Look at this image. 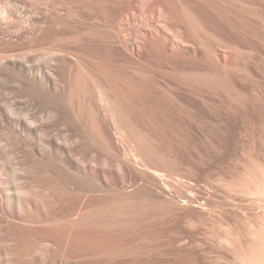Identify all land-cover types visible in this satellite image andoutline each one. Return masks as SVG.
<instances>
[{"label":"rangeland","instance_id":"rangeland-1","mask_svg":"<svg viewBox=\"0 0 264 264\" xmlns=\"http://www.w3.org/2000/svg\"><path fill=\"white\" fill-rule=\"evenodd\" d=\"M48 70L52 74H46ZM62 70H71V74L66 72L67 77L72 75L71 81ZM16 73L28 77L22 82H27V87L22 85L28 90L32 85L31 91L40 86L46 89L41 94L45 99L50 93L57 98L68 93L63 97L69 100L77 90L76 97L71 96L75 99L70 97L69 111L75 107L71 112L76 111V118L81 119L74 120L83 122L80 130L69 129L73 135L65 139L67 143L61 132L54 131L66 147L61 143L62 149L54 148L52 160L59 164L55 162L54 168L62 167L60 155L72 150L77 163H67L73 172L71 177L67 174L71 178L67 182L79 190L64 194L61 201L56 199L46 212L50 219L43 218L46 223L32 217L28 220V213L18 208L16 182L40 195L36 194L40 198H36L37 205H46L50 199L33 182L36 169L24 163L15 143L5 136V116L0 113V200H4L0 201V264H214L228 253L223 242L238 239L244 229H252L244 234L255 241L256 231L263 228L262 219L254 218L260 221L259 228L253 218L236 213L246 201L243 179L249 173L259 174L256 164L264 163V0H0V99L9 87L18 89L14 94L25 95L26 88L20 84L23 92L15 85L23 81ZM49 74L58 75L50 78ZM61 75V79L63 75L71 83L80 79L85 85L78 80V85L69 82L70 92L68 81H59ZM49 79L57 82L49 84ZM75 86L83 90L86 86L85 92ZM97 86L116 92L112 94L116 102L120 100L116 107L120 109H115V116L104 111L102 90ZM68 116L67 120L75 117L74 113ZM81 128L103 135L94 136ZM78 131L84 132V141L93 139L95 150L88 149L85 155L78 150V154L77 147H72L80 137ZM122 132H127L126 137ZM128 138H133V145ZM138 144L143 146L142 156L133 150ZM118 156L124 161L136 156L138 165L124 169ZM141 157L150 158L148 164L153 168L144 166ZM76 170L80 175H74ZM154 171L161 172L157 175L162 180L155 178ZM91 172L97 180L91 179ZM83 188L85 194L79 192ZM188 194L196 201L189 209L182 204L185 197H191ZM124 200L137 208L134 216L129 212L131 218L120 215L113 219L114 224V220L118 222L116 227L112 222L114 229L108 223L111 219L107 222L99 213L96 216L97 210ZM196 204L210 213L201 214ZM82 212H93L90 217L99 218L100 226L94 229L99 224L96 217L98 224L94 218L85 219L88 223L84 220L87 229L83 225L78 231V225L71 226L75 219L82 222ZM24 219L35 226L27 227ZM90 220L95 222L93 228L88 227ZM106 222L111 230L105 228ZM195 223L200 225L196 229ZM234 263V259L230 261Z\"/></svg>","mask_w":264,"mask_h":264},{"label":"bare ground","instance_id":"bare-ground-1","mask_svg":"<svg viewBox=\"0 0 264 264\" xmlns=\"http://www.w3.org/2000/svg\"><path fill=\"white\" fill-rule=\"evenodd\" d=\"M140 44V43H139ZM138 44V45H139ZM147 44V43H146ZM151 46V45H150ZM153 46V45H152ZM138 47V46H137ZM140 49V48H139ZM138 51V50H137ZM11 61H12V59H11ZM14 61V60H13ZM67 63V62H66ZM66 63L64 62V64H65V66L67 67V65H70L69 63L66 65ZM65 66L63 67V68H65ZM67 68H69V67H67ZM71 68V67H70ZM50 70V69H49ZM49 70L48 71H46V74H47V72H49ZM65 70H67V69H65ZM62 71H64V70H62ZM67 72V71H66ZM65 71H64V75L66 76H64L63 75V79H61L62 78V75H61V77H58V78H60L61 80H59V81H65L67 78H69L70 76H72V75H70L69 77H67V73H69V72H71V70H69L67 73H66ZM20 73V72H19ZM19 73H16L15 74V76H22V78L21 79H23V77L25 76H23L22 74L21 75H17V74H19ZM38 73V72H37ZM49 73H51V72H49ZM53 73H55V71L53 72ZM59 74H60V72H58ZM24 74V73H23ZM30 74H32V73H30ZM40 74H43V73H41L40 72ZM45 74V73H44ZM52 74V73H51ZM51 74H49V75H51ZM63 74V73H62ZM67 74V75H66ZM69 74H71V73H69ZM39 75V74H38ZM55 75H58V74H55ZM55 75H51L52 77H50V78H53V77H55ZM26 76H27V74H26ZM28 76L30 77V75H29V73H28ZM40 76V75H39ZM43 76V75H42ZM42 76H40V77H42ZM31 77H33V75L31 76ZM35 77H36V73H35ZM46 77V76H45ZM48 77V76H47ZM66 79H65V78ZM25 78H28V77H25ZM25 78L23 79V81H21L20 79H19V81H21V82H18L17 81V78H16V81H17V83H15V85H17L18 84V86H16V87H19L20 86V84L22 85L23 83L22 82H24V80H25ZM34 78V77H33ZM42 78H44V77H42ZM41 78V79H42ZM58 78H57V80H58ZM14 79H15V77H14ZM40 79V78H39ZM54 79H56V78H54ZM54 79H49V81H50V83L49 84H53V83H55V82H57V80L56 81H54ZM32 81H35L36 80V78L35 79H31ZM69 80H70V78H69ZM72 80V79H71ZM70 80V81H71ZM78 80V79H77ZM77 80H75V82L77 81ZM80 80V79H79ZM77 81V82H79L78 84L79 85H85V84H80L81 82L80 81ZM42 81V80H41ZM40 81V82H41ZM44 81V80H43ZM42 81V82H43ZM62 81V82H63ZM66 81H68V80H66ZM70 81H68V83L70 82ZM26 82V81H25ZM30 82V81H29ZM28 82V83H29ZM40 82H39V84H40ZM41 82V83H42ZM74 81L71 83L72 85L75 83ZM77 82H76V84H77ZM83 83H84V81H82ZM27 83V82H26ZM26 83H24V84H26ZM34 83V82H33ZM45 83V82H44ZM67 84V86L69 87V89H70V92H72L71 91V88H70V85L71 84ZM111 83V82H110ZM23 84V85H24ZM29 84H31L32 85V83H29ZM36 84H38V82L36 83ZM48 84V85H49ZM76 84H74V85H76ZM77 84V85H78ZM12 85H14V84H12ZM11 85V86H12ZM22 85V86H23ZM40 85H42V84H40ZM46 85V84H45ZM45 85H43V86H45ZM47 85V86H48ZM56 85V84H55ZM59 84H57V86H58ZM66 85V84H65ZM110 85V84H109ZM114 85V84H113ZM20 86L21 87V90H22V88L23 87H25V86ZM28 85L26 84V87H27ZM33 86V85H32ZM31 86V87H32ZM35 86V85H34ZM81 86H78V87H80L79 89H81ZM100 86V85H99ZM102 86V85H101ZM116 86V85H115ZM14 87V86H13ZM19 87V88H20ZM25 87V88H26ZM30 87V86H29ZM28 87V88H29ZM29 88L30 90H28L27 88V90L25 89V88H23V89H25V95H23L21 92H20V95H18V94H14L15 93V90H17L18 91V89L17 88H15V89H11L10 87L8 88V90L9 91H6V96H5V98H3V97H1L2 99H0V113L1 114H3L4 116H5V123H6V132L4 133L5 134V136L7 137V138H9V139H11L14 143H15V145H16V152L17 153H21V157L23 158H25V161H24V163H28L29 165H27L28 167H30V165H31V169L32 168H34L33 169V171H35V169H36V171H37V176L35 177V180L33 181L34 183H37L38 185H39V187H40V189H41V192L43 193L42 195H45L46 196V198L47 199H52L51 201L49 200V203L47 202V204L45 205V203H44V205L43 206H41V204H39V205H37L38 203H37V201H36V198H37V200H38V198L40 197V195H38V193H36V192H34L33 190H31V189H29V188H24L23 186H21V184H20V182H18V184H17V182H16V184L15 185H17V188L16 189H14V191H15V195L17 196V200H18V204H19V209H21V210H24V211H26L25 212V214L26 213H28L27 215L28 216H30L29 218H28V220H30V218L31 219H36V222H43V220H45L46 218H48V219H50L49 217L50 216H48V214H46V212H48L49 211V208H51L52 207V204H54V202H57L58 200L59 201H61L63 198H64V194L65 195H67V193H69L70 194V191H71V193H73L74 191H75V189L76 190H79L78 189V187H76V185H75V187L74 186H69V184L71 183L72 184V182H70V183H68L67 181L69 180V179H71V178H69V176H67V174H70V177H71V175H73L72 173L73 172H70L71 170H69V168H67V163L69 164H76L77 163V159H75L74 158V156H73V154H72V150H66L63 154L64 155H60V157H59V162H60V166H62V167H59L58 165V162L57 161H53L52 160V158L53 157H55L56 156V154H54L55 152V150H54V148L56 149V147H57V149L59 150V149H62L61 147V143H62V145L63 146H65L66 147V144L64 145L63 143L65 142V143H67V140H65L66 138H68V137H70V136H72L73 134H71V133H73V132H71V131H69V129L71 128V127H77V130H80L79 128L81 127V126H79V124L80 123H82V122H80L79 124H78V122L80 121V119L79 120H77V121H75L77 118H76V111L74 112H71L72 110H75V107L74 108H72V106H71V108H72V110L71 111H69V109H70V106L68 105L69 104V102H70V104H73L72 103V101H69L71 98V100H74L75 98L74 97H71L72 95L73 96H75L76 94L74 93V91H77V90H74L72 93L73 94H71V96H68L69 98V100H67V99H65L66 98V96L67 95H69L68 93L66 94V96H61V95H59V94H57V95H59V96H61V97H54L53 95L54 94H56V93H54V94H49V95H51L49 98L47 97V95H46V98H48V99H45V97L43 98L42 96H41V94H43V90H46V89H43L42 88V86H40L41 87V89L40 88H37L38 90L40 89V90H42V93L41 92H38V90L37 89H35V90H33V91H31V89L32 88H34V87H32V88ZM36 87V86H35ZM75 87H77V86H75ZM77 87V88H78ZM98 87V86H97ZM45 88V87H44ZM46 88H48V87H46ZM56 89H57V87H55ZM73 88V87H72ZM85 88H86V86L84 87V90L83 89H81V90H83L84 92H85ZM98 88H100V87H98ZM68 89V88H67ZM76 89V88H75ZM102 91H101V90ZM99 90L101 91V96H100V100H101V104H103L102 106H105L106 107V110H104V111H107V112H115V109L117 110V109H120V107L119 108H116V107H118L117 106V104L119 103V101H118V99H117V101L118 102H116V99L114 98L116 95H114V94H116V92L114 93V92H112V93H114V94H112V93H110V91H108L109 89H108V85H107V89H106V87L104 88H100ZM113 90H114V87L112 88ZM20 90V89H19ZM39 90V91H40ZM49 90V89H48ZM110 90H111V87H110ZM23 91V90H22ZM36 91V92H35ZM69 91V90H68ZM115 91V90H114ZM24 92V91H23ZM51 92H52V90H51ZM82 92V91H81ZM84 92H82V95L84 96L85 94H84ZM97 92H98V90H97ZM47 94V92H45L44 91V94ZM60 93V92H59ZM64 93V92H63ZM76 93H80L79 91L78 92H76ZM14 94V95H13ZM75 94V95H74ZM17 96V98H13L12 96ZM118 95V94H117ZM45 96V95H44ZM96 96H98V95H96ZM71 97V98H70ZM76 97V96H75ZM252 97V96H251ZM249 98V97H248ZM247 100V99H246ZM66 101H68V103L66 102ZM249 102V101H248ZM258 102V101H257ZM105 103V104H104ZM254 103V102H253ZM120 104H121V102H120ZM259 104V103H258ZM124 105V104H123ZM246 105H249V104H246ZM243 107H245V106H243ZM248 107V106H247ZM104 108V107H103ZM126 108V107H125ZM248 109V108H247ZM242 110V109H241ZM240 110V111H241ZM123 111V110H122ZM121 111V112H122ZM127 111V110H126ZM107 112H105V113H107ZM120 112V113H121ZM245 112V111H244ZM70 113V114H69ZM71 113H72V115H73V113H74V118H73V120H71L72 119V117H70V119L69 120H67L68 118H69V116L68 115H70L71 116ZM76 113V114H75ZM111 113V114H112ZM116 113V112H115ZM250 113H252V112H250ZM125 114H127V112L125 113ZM113 115H114V113H113ZM113 115H112V117H113ZM116 115V114H115ZM114 115V116H115ZM118 115H119V113H118ZM244 115V114H243ZM68 116V118L66 119V117ZM77 116H79V115H77ZM121 116V115H120ZM123 116V115H122ZM126 116V115H125ZM125 116L123 117V118H125ZM256 116V115H255ZM117 117V116H116ZM76 118V119H75ZM114 118V117H113ZM118 118H119V116H118ZM122 118V117H121ZM120 118V119H121ZM122 118V119H123ZM75 119V120H74ZM71 120V121H70ZM114 120H116V119H114ZM72 121H73V124H72ZM75 121V122H74ZM118 121H119V119H118ZM122 121H124V120H122ZM258 122V121H257ZM246 123H248V122H246ZM81 125V124H80ZM84 125V123L82 124V126ZM120 125V124H119ZM124 125V124H123ZM127 125V124H126ZM84 126H86V125H84ZM79 127V128H78ZM87 127V126H86ZM126 127V126H125ZM83 128V127H82ZM81 128V131H83L84 129H82ZM95 128V127H94ZM58 130L59 132H61L62 133V137L61 136H56L57 134L54 132L55 130ZM124 129V128H123ZM126 129V128H125ZM128 129H130V128H127L126 130L128 131ZM71 130V129H70ZM74 130H76V128H74ZM87 130V128L84 130V131H86ZM88 130H90L89 128H88ZM87 130V131H88ZM91 130H92V128H91ZM90 130V132H92V133H90V132H88V134L90 135V134H92V135H94L95 136V134L94 133H97V132H95L96 130H98L99 131V128L97 129V127H96V129H95V131H94V129L91 131ZM67 131H69L68 133H67ZM73 131V130H72ZM94 131V132H93ZM123 131V130H122ZM80 131H78V134L80 135V137H76L77 139H74L75 137H73V139L75 140H73L74 141V144L75 145H72V147L73 146H76L77 147V151L78 150H81L80 151V154H81V152L84 154L85 153V151H87V153L89 152V150L90 151H93V150H95L94 148H93V150H92V146L93 147H95L94 145L96 144H94V145H92V143H91V141H93V139L90 141V140H83L84 139V135H82V137H83V139H82V137H81V134H84V132H81V134L79 133ZM132 132V131H131ZM56 135H55V134ZM76 133H77V131H76ZM75 133V134H76ZM100 133H102L101 131L100 132H98L97 133V136H98V134H99V137L101 136V135H103V133L100 135ZM122 133H125V132H122ZM74 134V135H75ZM78 134H76V135H78ZM126 134H127V132L124 134L125 135V137H126ZM129 134H131V133H129ZM85 135H87V133H85ZM92 135H90V137L92 136ZM108 135V134H107ZM106 136V135H105ZM134 136V135H133ZM132 136V137H133ZM139 136V135H138ZM258 136V135H257ZM56 137H61L63 140H64V142H62L63 140L60 138H56ZM90 137H88L87 136V139H89ZM135 137H137V136H135ZM134 137V138H135ZM104 138V140H105V137H103ZM108 138V137H107ZM106 138V139H107ZM95 139H96V137H95ZM98 139V138H97ZM100 139V138H99ZM110 139V138H109ZM129 140L131 139V138H128ZM133 139V138H132ZM131 139V140H132ZM61 140V141H60ZM103 140V139H102ZM141 140V139H140ZM87 141V142H86ZM101 141V140H100ZM111 141H112V139H111ZM127 141V140H126ZM144 140H142V142H143ZM99 141L97 140V143H98ZM104 142V141H103ZM109 142V141H108ZM108 142H106V140H105V143H108ZM132 142H133V140L130 142L131 144L130 145H133L132 144ZM142 142H140V143H142ZM145 142V141H144ZM137 143H138V141H137ZM139 143V144H140ZM72 144H73V142H72ZM100 144V143H99ZM109 144V143H108ZM112 144H114V142L112 143ZM111 144V145H112ZM136 145V148H132L133 150H135L137 153H138V156L139 155H143L144 153V151H142L143 149V146L141 147L140 145ZM145 144H146V142H145ZM92 145V146H91ZM102 145V144H101ZM147 145V144H146ZM146 145H145V147H146ZM108 146V145H107ZM107 146L105 145V148H106V151L107 152H109L107 149ZM99 147H100V145H99ZM111 147H113L114 148V145H112ZM111 147H110V149L109 150H112L111 149ZM130 147H132V146H130ZM21 148L23 149V151L21 150ZM64 148V147H63ZM69 148V147H68ZM75 148V147H74ZM78 148H80V149H78ZM91 148V149H90ZM98 148V147H97ZM116 148H117V146H116ZM65 149V148H64ZM89 149V150H88ZM20 150V151H19ZM116 149H114V151H115ZM144 150H145V148H144ZM224 150V149H223ZM225 151V150H224ZM61 152V151H60ZM112 152H113V150H112ZM116 153H115V155L114 156H117V151H115ZM120 152V151H119ZM136 152H134L133 154H135ZM150 152V151H149ZM16 153V154H17ZM109 153H111V152H109ZM15 154V155H16ZM55 156H54V155ZM78 154H79V151H78ZM82 154V155H83ZM86 154V153H85ZM84 154V155H85ZM121 154V153H120ZM145 154H146V152H145ZM149 154V153H148ZM17 155H19V154H17ZM53 155V156H52ZM109 155V154H108ZM137 155V154H136ZM147 155V154H146ZM19 156V157H20ZM106 156H107V153H106ZM114 156H113V159H115L114 158ZM119 156H121V155H119ZM116 157V159H121L122 157ZM145 156V155H144ZM148 156V155H147ZM147 156H145V157H147ZM126 157V156H125ZM23 158V159H24ZM109 158H111L110 156H109ZM126 158H128V157H126ZM126 158H125V161H124V158H122L121 159V162H122V160L124 161L123 163H121L120 162V160L118 161V162H120L121 164H124L123 165V167L124 166H126V165H129V167L131 166L132 168H133V166H134V164L135 165H138V163H137V161H135V160H137V159H135V158H137L136 156L133 158V157H129L127 160H126ZM130 158H133V159H130ZM54 159V158H53ZM79 159H81V158H79ZM112 159V160H113ZM135 159V160H134ZM149 159V161H146L147 159L146 158H144L143 157V159H142V157H141V160L143 161V163H144V160H145V165L144 166H148L149 165V167H150V165L151 164H148V162H150V158H148ZM75 160H76V163H75ZM79 161V160H78ZM81 162L82 161H84L83 159L82 160H80ZM57 163L56 165L58 166V168H60V169H56L57 168V166L54 168V166L55 165H53L54 163ZM113 162H115V160H113ZM117 162V163H118ZM37 163H44V164H42V166H44V165H46L45 167H42L41 166V164H39V166H38V164ZM46 163V164H45ZM63 163H65L66 164V166H64L65 164H63ZM78 164H80V166L83 164L84 166H85V162L84 163H80V162H78ZM87 164V163H86ZM116 164V163H115ZM119 164V163H118ZM82 165V167H84ZM117 165V164H116ZM139 165H142L143 166V164H140L139 163ZM122 166V165H121ZM90 167V166H89ZM135 167V166H134ZM136 167H139V166H136ZM79 168H81V167H79ZM119 168H121L120 167V164H119ZM127 168V167H126ZM145 168V167H144ZM151 168H153V167H150L149 169H151ZM23 170H24V168H22ZM86 168H82V171H86L85 170ZM123 169V168H122ZM121 169V170H122ZM124 169H125V167H124ZM134 169H137V168H134ZM146 169V168H145ZM256 169H257V171H258V173L259 174H251V173H249V174H247L246 176H245V178L243 179V181L242 182H244V187L245 188H242V192H244L245 194H246V201H245V204H243L242 206L243 207H241V209L239 208V210H241L240 211V213L238 212V213H236L237 214V216H242V217H244V219H245V217H249V219H250V217H251V219L253 218H256V219H262V225H263V228L261 227V226H259V224L258 223H260V221L259 222H257L255 219V221L257 222V226L260 228H262V229H259V230H257L256 231V233H255V241L253 242V241H250V237H251V235H250V237H249V240L246 238L247 236H246V234H249V233H247V232H249L250 230H252V229H250V230H248L247 232L246 231H242L243 232V234H240L239 235V238L238 239H230L231 240V242L229 243H227V242H223L225 245H227V246H223V247H225V249H227L228 250V253H225L224 254V256L222 257V259H215L213 262H214V264H230V261L231 260H233L234 259V261H235V263L234 264H264V163H258V164H256ZM91 170V169H90ZM138 170H140V168L138 169ZM147 170H148V168H147ZM154 170V169H153ZM35 171V172H36ZM81 171V170H80ZM80 171H78V172H80ZM120 171V170H119ZM144 171V170H143ZM87 172V171H86ZM122 172V171H121ZM149 172H151L150 170H149ZM75 173H77V170H76V172H74V175H76ZM88 173H89V170H88ZM88 173H86V174H88ZM97 173V172H96ZM103 173V172H102ZM143 173V172H142ZM152 173V172H151ZM156 172L154 171V173L153 174H155ZM159 173V172H158ZM157 173V174H158ZM161 173V172H160ZM159 173V174H160ZM163 173V172H162ZM79 173H77V175H78ZM81 174H85V173H81ZM91 174L93 175V173L91 172ZM95 174V173H94ZM157 174H155V175H157ZM80 175V174H79ZM90 175V174H89ZM88 175V176H89ZM155 175H153V177L155 176ZM82 176V175H81ZM97 176V175H96ZM95 176V177H96ZM104 176H106L105 175V173H104ZM164 176V175H163ZM67 177L69 178V179H67ZM80 177V176H79ZM84 177V176H83ZM86 177V176H85ZM91 177V179L93 178V179H95V180H97L95 177H94V175L93 176H90ZM156 177H158L159 179H160V177L162 178V175H157V176H155V178ZM72 178H73V176H72ZM82 178V177H81ZM205 178V177H204ZM83 179V178H82ZM89 179V178H88ZM157 179V178H156ZM29 180V179H28ZM86 180V179H85ZM94 180V181H95ZM160 180H162V179H160ZM205 180V179H204ZM20 181H21V179H20ZM71 181V180H70ZM73 181V180H72ZM73 183H74V181H73ZM86 183V182H85ZM88 183V182H87ZM203 183V182H202ZM70 184V185H71ZM248 184H250V185H254V187L253 186H249ZM19 185V186H18ZM73 185V184H72ZM78 185V184H77ZM80 185V184H79ZM88 185H89V183H88ZM14 186V185H13ZM87 186V185H86ZM86 186H85V188H86ZM16 186H14V188H15ZM31 187V186H30ZM32 187H35L36 188V186H35V184H34V186H32ZM74 187V188H73ZM80 188H82L83 186H79ZM110 188V187H109ZM194 188V187H193ZM196 188V187H195ZM198 188V187H197ZM200 188V187H199ZM88 189V188H87ZM114 189H116V191H117V188H114ZM205 189V188H204ZM11 190V189H10ZM9 190V191H10ZM84 190V188L81 190V191H79V192H82ZM92 190V189H91ZM113 189H111V191H112ZM144 190V189H143ZM145 190L148 192V190L145 188ZM144 190V191H145ZM14 191H12V192H14ZM35 193V194H33V192ZM84 191H86V190H84ZM83 191V192H84ZM142 191V190H141ZM143 191V192H144ZM145 191V192H146ZM78 191H77V193H79ZM82 192V193H83ZM87 192V191H86ZM86 192H84V194L86 193ZM109 192H110V190H109ZM113 192V191H112ZM111 192V193H112ZM142 192V193H143ZM144 192V193H145ZM147 192L145 193V194H147ZM219 191H217L215 194H217ZM11 193V192H10ZM75 193H76V191H75ZM81 193V194H82ZM150 193V192H149ZM193 193V192H192ZM39 196H37V195ZM68 194V195H69ZM83 194V195H84ZM119 194V193H118ZM194 194V193H193ZM205 194V193H204ZM221 194V193H220ZM226 194V193H225ZM113 195V194H112ZM115 195H116V193H115ZM189 195V194H188ZM63 196V197H62ZM117 196V195H116ZM189 196H191V195H189ZM218 196V195H217ZM14 197V196H13ZM192 197H194V196H191V197H185L183 200V206L185 207V208H190L193 204H194V202H196V201H194V199H195V197H194V199L192 198ZM214 197V196H213ZM223 197V196H222ZM222 197H220V198H222ZM227 198V197H226ZM40 199V198H39ZM56 199H58V200H56ZM61 199V200H60ZM197 199V198H196ZM205 199V198H204ZM224 199H225V196H224ZM223 199V200H224ZM231 199V198H230ZM128 200V199H127ZM207 200V199H206ZM209 200V199H208ZM212 200V199H211ZM222 200V199H221ZM234 200V199H233ZM1 201V200H0ZM2 201H4V200H2ZM1 201V202H2ZM120 201V200H119ZM131 201V200H130ZM238 201V200H237ZM0 202V203H1ZM14 202V201H13ZM53 202V203H52ZM122 202V201H121ZM124 202L125 203H121V204H119L120 202H118L116 205H113L112 207H110V206H108L109 208H106V210H104V208H101V210H97V211H99V212H96L95 214H96V216H97V214L99 215L98 217L101 219V217H103L102 218V220L103 219H107L108 218V220H107V222L108 223H111V224H109V225H111L112 226V222H113V219H117L118 217H121L120 215H122V216H124V217H122V218H127L126 216H129L128 218H131V216L135 213V207L137 206V204H133V203H130L129 201L127 202V201H125L124 200ZM127 202V203H126ZM223 202V201H222ZM225 202V201H224ZM236 202V201H235ZM240 203V202H239ZM2 204V203H1ZM3 205H5V203H3ZM3 205H1V207H4ZM108 205V204H107ZM232 205L233 204H231V207H232ZM238 205V204H237ZM236 205V206H237ZM18 206V205H17ZM143 206V205H142ZM180 206H182V205H180ZM227 206V205H226ZM228 206H230V205H228ZM228 206H227V208H228ZM234 206V205H233ZM165 207V206H164ZM183 207V208H184ZM196 207H197V210H198V208L200 209L199 210V212L201 213V214H203V215H206V214H208V213H210V212H208V213H206L209 209H206L205 207H203V206H198V204H196ZM231 207H229V208H231ZM13 208V207H12ZM137 208V207H136ZM146 208V207H145ZM168 208V207H167ZM195 208V207H194ZM210 208V207H209ZM232 208H234V207H232ZM2 209H4V208H2ZM8 209V208H7ZM7 209H5V210H7ZM100 209V208H99ZM103 209V210H102ZM144 209V208H143ZM170 209V208H169ZM235 210L237 209L236 207L234 208ZM5 210H4V213H5ZM14 210H16V209H14ZM20 210V211H21ZM134 210V211H133ZM142 210V209H141ZM172 210V209H171ZM8 211V210H7ZM17 211V210H16ZM140 211V210H139ZM143 211V210H142ZM210 211V210H209ZM234 211V210H233ZM11 213H12V211H10ZM19 212V211H18ZM17 212V213H18ZM93 212H94V210H93ZM93 212H90L91 214L89 215V214H85V213H87V212H85V213H83V216H82V214H80L81 216H79V217H81L83 220H82V222L79 220V219H77L78 221H80V223L75 219V221H77L79 224H74V222L72 223L71 221L68 223V224H70L71 225V223H72V225L71 226H73V227H76L75 225H78L77 227H78V231L80 230L81 231V228H86L87 229V225H85V223L87 222L88 223V221H86L85 219H87V220H89V219H92V218H94V220L93 221H95L96 219H95V217H93L95 214L93 213ZM131 213V216L129 215L130 213ZM132 212H134V213H132ZM136 212H138V210L136 209ZM167 212V211H166ZM177 212V211H176ZM184 212V211H183ZM235 212V211H234ZM10 213V214H11ZM49 213V212H48ZM94 215H93V214ZM178 213H180V211L178 212ZM6 214V213H5ZM15 214V213H14ZM19 214V213H18ZM21 214V213H20ZM25 214H23V211H22V216L23 215H25ZM31 214V215H30ZM84 214H85V217H84ZM125 214H127V215H125ZM11 215H13V214H11ZM91 215H93L92 216V218L90 217ZM136 215V214H135ZM169 215V214H168ZM177 215V214H176ZM179 215V214H178ZM26 216V215H25ZM25 216H23V218L25 217ZM48 216V217H47ZM87 216V217H86ZM90 218H89V217ZM134 216V215H133ZM140 216V215H139ZM166 216V215H165ZM174 216V215H173ZM225 216V215H224ZM236 216V215H235ZM44 217H46L45 219H43ZM105 217V218H104ZM137 217V216H136ZM164 217V216H163ZM162 217V218H163ZM178 217V216H177ZM14 218V217H13ZM25 218H27V217H25ZM97 218V217H96ZM99 218H97V221L98 220H100ZM37 219H38V221H37ZM43 219V220H42ZM177 219V218H176ZM26 220V221H25ZM27 219H24V221H25V224L27 225V227H28V224L26 223L27 221H28ZM39 220H41V221H39ZM84 220L86 221L85 223H84ZM133 220V219H132ZM167 220V219H166ZM253 220V221H254ZM34 221L35 220H33V223H34ZM50 221V220H49ZM93 221L91 222V220H90V222H91V224L92 225H90V226H88V227H91L92 226V228H93V225H95V224H98L100 221H98V223H97V221H95L94 223H93ZM116 223V226L118 225V222L116 221V220H114ZM119 221V220H118ZM129 221V220H128ZM191 221H192V219H191ZM201 221V220H200ZM21 222V221H20ZM20 222H18V223H20ZM31 222H32V220H31ZM30 222V223H31ZM35 222V223H36ZM47 222H48V220H47ZM77 222H75V223H77ZM103 223H104V221H102ZM105 223L104 225H106L105 226V228L107 229V228H109L108 227V223ZM120 223L122 222L123 223V220H121L120 219V221H119ZM127 222V221H126ZM125 222V223H126ZM131 222V221H130ZM130 222H129V224H130ZM179 222V221H178ZM22 223H23V220H22ZM40 223H38V224H40ZM44 223V222H43ZM45 223H46V220H45ZM81 223H84V224H82L81 225ZM122 223H121V225H122ZM176 223V222H175ZM189 223H190V221H189ZM199 223V222H198ZM253 223V222H252ZM255 223V222H254ZM253 223V224H254ZM38 224H36V226L38 225ZM67 224V225H68ZM113 224H114V222H113ZM115 224H114V227H116L115 226ZM180 224V223H179ZM191 224H192V222H191ZM26 225H25V228H26ZM30 226L32 225L33 226V224L31 223V224H29ZM84 225V227H82ZM103 224H101V227L100 228H102L103 226H104ZM167 225V224H166ZM194 226L196 225V226H198L196 223L195 224H193ZM261 225V224H260ZM22 226H24V224L22 225ZM34 226H35V224H34ZM33 226V227H34ZM80 226V227H79ZM100 226V223L97 225V226H95V228L94 229H96V227H99ZM133 226V225H132ZM196 226L194 227L195 229H196ZM200 226V225H199ZM113 227V226H112ZM114 227H113V229H114ZM122 227V226H121ZM126 227V226H125ZM178 227H180V226H178ZM253 227H256V224H255V226H253ZM100 228H97V229H99L100 230ZM105 228H103V229H105ZM177 228V227H176ZM193 228V229H194ZM257 228V227H256ZM181 229V228H180ZM192 229V228H191ZM194 229V230H195ZM241 229H243V227L241 228ZM109 230H111V227L109 228ZM119 230H120V228H119ZM126 230V229H125ZM132 230V229H131ZM48 231V230H47ZM83 231H85L84 229L82 230V232ZM123 231H124V229H123ZM244 232L246 233V234H244ZM124 233V232H123ZM177 236V235H176ZM246 236V237H245ZM79 237V236H78ZM103 237V236H102ZM253 237V236H252ZM70 238V237H69ZM82 239V238H81ZM96 241H97V239H95ZM103 240V239H102ZM252 240V239H251ZM185 241V240H184ZM74 242V241H73ZM109 243V242H108ZM108 245V244H107ZM182 248V247H181ZM190 252V251H189ZM182 256V255H181ZM193 256V255H192ZM179 257V256H178ZM189 258H190V256H189ZM198 261V260H197ZM209 261H210V259H209ZM212 261V260H211ZM212 263V262H211Z\"/></svg>","mask_w":264,"mask_h":264}]
</instances>
